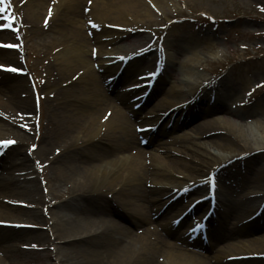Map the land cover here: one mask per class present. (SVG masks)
Masks as SVG:
<instances>
[{"label": "bare ground", "instance_id": "bare-ground-1", "mask_svg": "<svg viewBox=\"0 0 264 264\" xmlns=\"http://www.w3.org/2000/svg\"><path fill=\"white\" fill-rule=\"evenodd\" d=\"M12 2L16 8L24 11L27 18L24 24H29L35 33L44 34L43 46L49 47L50 50L47 57L53 56L49 57L46 67L50 68V71L47 68L49 74L52 70L56 72L55 82L47 84L49 80H46V85L42 87L44 93L48 92L50 100L44 103L49 117L43 130L35 134L38 140L35 153L39 162L38 169L40 166L43 167L42 176L45 175L46 169L52 172L49 182H54L58 188L68 184L76 187L71 191L68 201L55 210L51 209L49 213V220L52 222L49 227L50 233L54 235L55 241L61 244L59 248L65 251L67 263L264 264V259L239 261L237 258H232L233 261L223 259L224 255L225 258H231L264 254V220L255 221L257 223L250 220L254 225L250 227L241 225L240 229L234 223L240 214L248 212L260 200L256 199L257 195L254 197L253 192L248 194L254 186L264 184V167L255 159L264 152V122H257L251 127L253 138L248 139L249 135L244 134L243 129L244 116L227 108L218 93L220 90L218 88L213 104L210 105V99H207L208 107L197 109L196 107L205 100L200 97L199 102L187 106L184 118L180 122V118L177 117L180 111L183 112V108H180L181 103L199 91L196 84L190 80L193 75L192 65L198 61L196 58H191L189 64L182 65L184 70L181 78L176 69H170V74L168 70V76L175 80L163 100L147 113L135 110L128 102L129 99H126L134 90L114 96L108 93V85L112 84L114 77H117V82L120 76L128 80L134 76L135 68L132 67L135 65L138 68L140 65L139 71L148 67L145 66L148 63L145 53L149 48L153 47L154 51H160L157 43L150 44L151 40L146 42L147 36L143 32L152 25H160L152 24L156 21L157 9L162 15L167 16V11L177 5L176 1L12 0ZM177 2L179 3V0ZM168 3L172 6L170 7ZM164 26L165 23L161 22V27ZM5 31L0 30V42L9 38L10 33ZM120 38L127 40L125 45L122 44L114 52L107 50L109 45L122 40ZM162 47L163 50L173 49L177 59L183 52L182 47L169 41L160 46ZM95 48L99 51L97 55L99 61H94L93 58ZM112 54H121V59L125 56L131 57V61L127 59L130 63L124 68L122 75L113 76L119 73L117 70L120 64L107 67L103 63L115 59ZM104 55L111 58L102 60L101 57ZM166 56L168 63L171 62L172 57L168 54ZM0 61L16 62L17 58L10 52L0 53ZM96 62L99 65L94 68ZM152 62L153 66L157 63L155 59ZM98 71H106L110 75L103 76ZM2 74L10 76L4 72ZM109 77H112V80ZM163 82L164 79L159 76L155 79V87L148 92L143 104H147L157 91L163 90L161 87ZM27 83L28 81L23 78L17 77L16 80L10 81L0 76V140L14 141L8 145H0V148L4 149L0 162L14 149V145L22 146L30 138L27 134L32 132L30 122L35 104L28 97ZM226 90L230 95L235 87L228 86ZM209 93L210 91L205 95ZM146 104L140 106V109ZM42 106L41 104V108ZM167 111L171 112L163 120L156 134H153V131L148 129L150 126L154 127ZM174 112H177L176 119L168 130L166 127L170 122L169 117ZM188 125L192 131L200 130L199 133H203L202 135L206 137L204 141L202 140L204 144L214 145L218 149L217 158L223 161L218 165L224 163L216 177L218 181L228 185L230 182L234 183L233 188L236 187L238 193L246 196L244 203L229 200L226 210L222 213L224 216L219 212L222 223L219 229L210 227L209 245L205 244L199 235L193 236V233L184 235L173 230L172 222L163 224L159 221V216L177 206V211L181 214L188 210L179 223L184 222L185 217L196 208L206 205V202L209 206V198L201 200L193 198L191 202H197L190 210L189 204L181 207L179 201L182 195L179 201L177 197L171 201L170 198L166 201L162 199L166 192L171 190H174L172 195H177L176 193L180 191L185 194L189 188L195 189L197 184L204 180L203 176H193L188 170L189 162L177 161L170 156L176 153L192 159L196 155L193 146L182 143L178 148H171L167 146V141H161L168 134H173L174 130L184 129ZM209 127L217 128L208 129ZM206 128L208 130L203 131ZM234 130L245 138L248 145H252L251 151L258 152L252 159H248L249 156L243 158L248 154L245 152L241 155L244 152H236V147L228 140L231 135L233 136ZM9 134L12 136H7ZM184 135L187 133L184 132ZM183 137H171L169 142L177 144ZM142 139L147 140L145 146L142 145ZM151 146L155 148V153L149 152L147 156H150L147 158L146 148ZM15 153L16 163L11 162L6 172L11 177L0 180V251L2 247H6L10 236L25 237L13 233L1 234L3 229L10 226L17 231L16 233H20L19 230L24 231L23 226H27L28 223L21 217L22 215L40 216L38 211L16 213L17 210L8 207L6 203L17 202L18 197L39 199L43 205L45 204L44 196L40 194L35 180L21 182L15 176L14 172L24 170L23 167L29 160L27 151L17 149ZM15 164H18V167H15ZM226 165L228 169H232L233 176L228 175L229 170L223 169L224 167L227 169ZM208 193L207 190L206 194ZM155 194L159 197L155 198ZM63 208L67 210V214L61 213ZM215 210L216 207L214 212ZM3 223L12 224L3 226ZM206 223L207 221L204 225ZM173 224L175 226V222ZM42 234L46 235L33 234V237L41 239ZM235 237H243L246 241L235 246L231 242ZM220 246L222 248L218 249ZM7 248L10 250L7 249L5 255L0 252V264H10L12 259L18 260L11 247ZM79 257L80 261L75 262L74 260Z\"/></svg>", "mask_w": 264, "mask_h": 264}, {"label": "rangeland", "instance_id": "rangeland-1", "mask_svg": "<svg viewBox=\"0 0 264 264\" xmlns=\"http://www.w3.org/2000/svg\"><path fill=\"white\" fill-rule=\"evenodd\" d=\"M175 1L177 5L167 11V16L162 15V12L160 13L159 9H157V18L152 24L160 25H152L151 28L143 32V34L147 36L146 42L147 40H151L150 44L157 43L158 46H161L169 41L182 47V54L179 55V58L177 59L176 53L173 49L166 48L167 52L165 49L163 50V47L160 48V51H154V48L151 49L146 55L148 63H146L145 66L148 67L139 71V69H141L140 65L139 68L135 65V67H132L133 69L135 68L134 76L128 80H124L120 77L118 82L109 86L108 93L111 96H114L118 93L121 94V92H124L127 88L134 86L131 84H135L138 77H143L147 71H152V60L155 59V55L158 56V54H160V58L163 59L161 60L163 66L161 76L162 79H164L163 86L161 87H163V90L157 91L154 97L141 110H139L140 113H147L154 109L155 106L163 100L165 93L175 80L168 76V70L170 74V69H176L181 78L184 70L182 65L189 64L191 58H196L198 61L192 65L193 75L190 77V80L192 83L196 84L195 86L200 91L198 94L196 93L197 95L188 96L187 99H190L181 104L183 106L181 107V109L183 108V112L181 113L180 111V115L177 118H184L187 106L195 102L192 101L195 97L201 96L205 99L201 105L196 107L197 109L207 108V99H212V101H214L216 99V89L218 88L220 89L218 90V93L224 100L223 102L227 108L232 112L244 116V134L249 135L247 137L248 139H251V127L257 122H264V0H188L187 2L179 0V3L177 0ZM9 2L11 6L8 7L7 10L10 13L12 24L14 23V30H11L10 26H8L9 30H6L5 32L10 33L9 38L2 40L0 43L8 44L10 47L8 49L4 47H2L3 49L0 48V53L3 54L10 52L15 58H17V61L10 63H3L0 61V65L10 66L0 68V76L8 78L10 81L16 80L17 77L18 79L23 78L24 80H27V94L28 97L34 101L35 108L31 115L32 121L30 122L32 132L27 134L30 138L22 146L19 145L20 147L14 145V149H12L0 162V180L5 177H11L9 174H6V172L8 166L13 162L16 163L15 152L17 149L24 152L27 151L29 160L24 165V170L15 171L14 174L21 182L35 180V182L38 183L37 185L40 194L44 196L43 201L45 204L43 205L39 199H21L18 197H16V199H18L17 202L6 203L8 207L16 209V213H18V211H21L22 213L38 211L40 216L26 217L22 215L21 217L28 221V223L27 226H23L25 229L24 231L19 230L20 233H16L17 231L10 226H8L7 229H3L1 234L9 235L10 233H13L20 234L21 236L25 235V237L18 238L14 235L10 237L8 236L9 242L6 243V247H2V251L0 252L5 255L8 249L7 247H11L15 256H18V260L12 259L10 264H68L67 258L65 257V251H62L59 248L61 244L55 241L54 235L50 233L49 227L52 222L49 220V213L51 209L55 210L62 203L68 201L71 197V191L76 187H74L73 184H68L63 188L56 187L54 182H49L52 177V172L49 169H46L45 175L42 176L41 171L43 167L40 166L38 169L39 162L38 159H36L37 156L35 152L37 147H33V145H37L38 141L35 134L40 133L43 130L44 125L48 122L47 118L49 117V114L46 111L44 103H48L50 100H48V92L44 93L42 87L46 85V80H49L47 84L55 82L56 72L52 70V76L48 73L50 68L46 67L49 57L52 58L53 56L47 57V52L50 50L49 47L45 48L43 46L44 34H37L34 29H30L32 27H30L29 24H24L27 22L24 11L16 8L13 5L12 0H9ZM168 5H170V7L172 6L171 3H168ZM1 14L2 12H0V17L2 16ZM5 22L6 21H4V23ZM37 22L39 23V20ZM161 22L165 23L164 27H161ZM120 39L122 40L109 45L107 50L114 52L122 44L125 45L127 40L124 38ZM94 51L96 52L95 54L98 55V48ZM167 54L169 57H172L171 62L169 63L167 61ZM107 58L108 57H101L102 60H107ZM99 60L98 56L94 58V61ZM96 65H99V63L96 62L93 67L96 68ZM10 68L20 69L21 72L23 71L25 74L21 75L18 71H12ZM3 72L6 75L10 74V76H4V74H2ZM140 73H143V75H137ZM99 74L103 76L110 75V73L106 71L104 73L99 72ZM49 77L51 78L49 79ZM228 86L235 87V90L230 95H228L226 90V87ZM208 91H210V93L205 95ZM136 95L137 92L129 95L126 99L135 102L134 98L137 97ZM41 104L43 105L42 108ZM49 105L51 106V104ZM176 115L177 112L173 113L170 120H175ZM179 121L181 122L182 120L179 119ZM220 127L224 128L222 126ZM215 128L209 127L208 129ZM208 129L206 128L203 131ZM229 130L231 131V129ZM174 131L173 134H168L162 138L161 141H167V146L171 148H178L182 143H188L196 149V155L191 159L189 156L172 153L170 155L171 159L189 162L190 167L188 170L193 173V176L198 175L205 178L202 185L198 184L195 189L186 194L179 201L181 205L182 203L188 204L191 200L190 198L193 199L195 195L199 194L198 196H201V192L202 194L205 193V190L209 186V184H207L208 177H211L210 174L208 175V172L213 171L215 173V166L223 161L222 159L217 158L219 152L214 145L204 144L203 141L206 137L202 135L203 131L201 132L202 134L199 133L200 130L192 131L190 125L185 126L184 129ZM184 132H186L187 135H184ZM232 132L233 136L231 135L228 140L236 147V152H244L241 155L245 154V152H250L252 153L249 156L250 159H252L253 156H256L255 154L258 152L251 151L250 146L252 145H248V142L244 137L237 133V130ZM7 136L11 137L12 135L9 134ZM176 136L184 137L177 144H174L175 142L173 141L169 142L171 137L175 138ZM154 149L155 148L152 146L146 148V151L148 152L146 153V156L149 152L155 153ZM3 150L4 149L0 148V154ZM149 156H147V158ZM198 157L200 159H197ZM255 159L264 167V152H261L260 155L255 157ZM17 165L18 164H15V167H18ZM229 171L230 175H234L232 169L230 170L229 168ZM217 184L219 188V194L217 193V195H219V204L222 206L221 214L226 210L229 200H237L238 203H244L246 201V196L238 193L236 187L233 188L234 183L230 182L228 185L223 182L220 183L217 180ZM250 192L254 193V197L259 195L256 197L258 200L264 198V195H262L264 193V184L254 186L253 190L249 191L248 195L251 194ZM110 195L111 194H109V197ZM157 196V194L154 195L155 198ZM161 201L164 202L163 200ZM258 206L257 203L254 204V207L250 208L248 212L242 213L236 218V220L234 219V223L239 226V229L240 223L249 218V216L257 210ZM177 207L171 208L163 215L159 216V221L163 224L167 222L169 223V220H172L175 217V214H177V211L173 213ZM204 209L205 206L199 208L198 212L203 211ZM198 212L194 213L187 222L193 220ZM61 213L67 214L68 212L63 208L61 209ZM222 216L224 215L222 214ZM18 217L16 220H18ZM187 222L182 223L180 229L178 227V233H183L186 230L183 229V227H186ZM248 225L249 226L247 227H250L254 224L250 223ZM40 233H45L46 235L42 234L43 237L41 239H35L33 237V234L38 236ZM245 241L246 239L243 237H235L231 240L235 246L236 244H242V242ZM79 247L82 248L83 246ZM221 248L222 247L220 246L218 249ZM80 258L81 257L74 261L78 262L80 261ZM223 259H225V255L223 256Z\"/></svg>", "mask_w": 264, "mask_h": 264}, {"label": "snow or ice", "instance_id": "snow-or-ice-1", "mask_svg": "<svg viewBox=\"0 0 264 264\" xmlns=\"http://www.w3.org/2000/svg\"><path fill=\"white\" fill-rule=\"evenodd\" d=\"M89 2H91V0H89ZM10 2L9 0H0V12L5 11L8 7H10ZM5 19H10V17H5ZM45 23H47V21H45ZM4 67H10V66H4V65H0V68H4ZM10 70L12 71H20V69L17 68H10ZM14 143V141L12 140H0V145H8ZM33 147H36L35 145H33ZM214 183V181H213ZM198 227H202L201 225H198Z\"/></svg>", "mask_w": 264, "mask_h": 264}]
</instances>
